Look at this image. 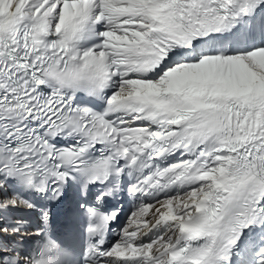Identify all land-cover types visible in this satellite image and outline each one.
<instances>
[{"label":"snow or ice","instance_id":"1","mask_svg":"<svg viewBox=\"0 0 264 264\" xmlns=\"http://www.w3.org/2000/svg\"><path fill=\"white\" fill-rule=\"evenodd\" d=\"M0 264H264V0H0Z\"/></svg>","mask_w":264,"mask_h":264}]
</instances>
